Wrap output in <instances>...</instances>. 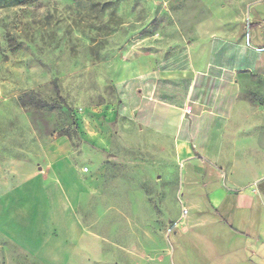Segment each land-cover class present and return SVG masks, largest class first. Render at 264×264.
Returning a JSON list of instances; mask_svg holds the SVG:
<instances>
[{"label": "rangeland", "instance_id": "1", "mask_svg": "<svg viewBox=\"0 0 264 264\" xmlns=\"http://www.w3.org/2000/svg\"><path fill=\"white\" fill-rule=\"evenodd\" d=\"M221 1L222 10L241 11L233 0ZM197 5L0 0V264H49L39 256L51 232L40 224L46 215L37 202L45 186L59 184L82 196L68 208L79 233L63 229V247L75 252L56 264L169 260L176 240L171 235L168 244L173 225L160 181L166 169L158 168L166 156L155 145L143 147L137 126H125L123 83L140 66L172 55L167 28ZM263 87L264 80L251 77L245 91L256 96L252 89ZM101 168L102 193L93 186ZM171 170L175 187L178 170ZM61 231L52 235L59 239ZM177 253L174 264H180Z\"/></svg>", "mask_w": 264, "mask_h": 264}, {"label": "crops", "instance_id": "2", "mask_svg": "<svg viewBox=\"0 0 264 264\" xmlns=\"http://www.w3.org/2000/svg\"><path fill=\"white\" fill-rule=\"evenodd\" d=\"M213 1L181 11L166 32L172 55L123 83L125 126H137L143 147L166 156L158 168L166 169L168 244L171 235L176 241L162 264H174L176 252L180 264H264V87L252 89L256 96L245 91L251 77L264 80V0L231 1L240 12ZM171 169L178 170L175 187ZM104 172L94 176L100 193ZM63 185H44L37 202L46 215L40 224L51 232L39 256L49 264L75 252L63 247L64 226L80 231L68 208L82 193L70 196Z\"/></svg>", "mask_w": 264, "mask_h": 264}]
</instances>
